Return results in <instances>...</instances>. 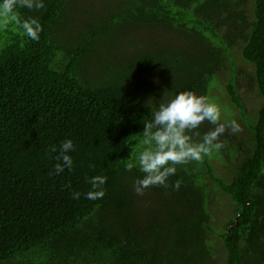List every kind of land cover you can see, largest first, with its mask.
Segmentation results:
<instances>
[{
    "label": "trees",
    "instance_id": "1",
    "mask_svg": "<svg viewBox=\"0 0 264 264\" xmlns=\"http://www.w3.org/2000/svg\"><path fill=\"white\" fill-rule=\"evenodd\" d=\"M43 2L17 9L38 19V41L15 24L0 29V264H264V0ZM233 40L254 70L256 120ZM211 84L245 135L226 130L219 152L137 195L143 173L125 164L142 150V120L165 90L209 97ZM214 127L205 121L194 139ZM68 139L73 167L50 175L49 149ZM97 175L106 194L87 199ZM220 199L231 216L211 212Z\"/></svg>",
    "mask_w": 264,
    "mask_h": 264
},
{
    "label": "clouds",
    "instance_id": "2",
    "mask_svg": "<svg viewBox=\"0 0 264 264\" xmlns=\"http://www.w3.org/2000/svg\"><path fill=\"white\" fill-rule=\"evenodd\" d=\"M18 8L40 10L45 8V4L43 0H2L0 29L7 28L9 24H15L18 30H23V34L38 41L42 31L38 19L32 17L21 19ZM160 101L158 108L152 110L151 118L142 120L144 130L138 134L141 137L142 150L134 157V160L130 159L125 164L126 171H132L138 167L143 173V178L137 179L133 186L136 194L140 196H143L145 190L150 187L167 188L168 178L176 174L177 165H186L192 161L202 162L205 156H210L214 151L219 152L226 143L219 138L226 130H230L231 134L242 130L235 120L220 123V106L209 97L198 96L193 91H182L169 98L165 90ZM205 121L215 127L205 133L202 138L194 139V136H200L196 130ZM49 151L58 153L54 157L57 161L55 173L50 175L59 174L65 168L72 169L73 160L68 155L75 151L72 140L62 141L59 149L53 145ZM106 182L105 176L92 177L89 181L92 188L86 193V198L102 199L106 194L103 189ZM181 184L182 181L177 180L172 187L178 191ZM72 195L73 199L80 197L79 192H74Z\"/></svg>",
    "mask_w": 264,
    "mask_h": 264
},
{
    "label": "rangeland",
    "instance_id": "3",
    "mask_svg": "<svg viewBox=\"0 0 264 264\" xmlns=\"http://www.w3.org/2000/svg\"><path fill=\"white\" fill-rule=\"evenodd\" d=\"M249 6L251 5V0H248ZM248 7L244 4L243 9H247ZM248 16H250V14H248ZM241 30H243L244 32H247L246 30H248V28H244V27H240ZM230 50L232 52V55L234 56L233 62L234 64L237 66V71H238V83L240 86V92L239 94L241 95V99L244 102V104L247 107L248 110V115L247 117L250 119H254L256 120L255 114H253L252 110L255 107V98H254V93L256 91V89L254 88V86H256V81L254 79V70L252 68V66L243 63V60L240 57V52H241V43L238 40H233V42H231L230 44ZM242 62V63H241ZM230 71V66H229V62L227 61L226 66L224 67V69H222L221 71H219V77H224L227 75V72ZM100 73H102V70L99 71ZM230 80V77L221 81L220 83H223V85H228V81ZM215 84H211L210 86V94H209V98L214 101L215 103H217L220 108H221V123H227L228 121L231 120H235L237 123L240 119V114L239 112H234L232 109V105H229L228 103V99L227 97L224 95V91H219V92H214V90L212 91V89H214ZM216 91V90H215ZM257 101H259L257 99ZM251 113V114H250ZM243 117V116H242ZM245 123L248 122L244 117H243ZM241 124V123H238ZM243 126V124H242ZM244 129V128H243ZM241 130L239 133L237 134H244L245 135V130ZM231 133V132H229ZM216 167V174H221V169H223V164L221 163V161L217 160V166ZM215 201H213L212 205L214 204ZM227 201H224L222 199H220L219 201H216L215 205H211L214 210L211 209V212L213 213V215H215V217L217 216H222L223 213L222 212L224 209L227 211V213H230V216L233 212V206L231 205L230 202V206L228 208H221L220 206L224 205ZM229 215L227 217H230ZM217 260L220 262L221 260H223V255H217L216 256ZM215 262V261H214ZM222 262V261H221ZM220 262V263H221Z\"/></svg>",
    "mask_w": 264,
    "mask_h": 264
}]
</instances>
